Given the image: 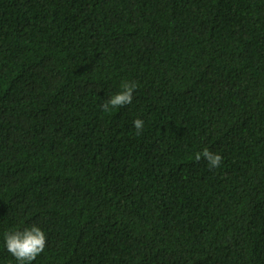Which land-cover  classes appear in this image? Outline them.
<instances>
[{
    "label": "trees",
    "instance_id": "obj_1",
    "mask_svg": "<svg viewBox=\"0 0 264 264\" xmlns=\"http://www.w3.org/2000/svg\"><path fill=\"white\" fill-rule=\"evenodd\" d=\"M33 224L31 264H264V0H0V264Z\"/></svg>",
    "mask_w": 264,
    "mask_h": 264
},
{
    "label": "clouds",
    "instance_id": "obj_2",
    "mask_svg": "<svg viewBox=\"0 0 264 264\" xmlns=\"http://www.w3.org/2000/svg\"><path fill=\"white\" fill-rule=\"evenodd\" d=\"M138 84L134 81H124L121 90L115 95H111L105 100L102 108L110 112L113 108L130 105L134 99V91ZM136 134L140 135L144 128L143 119L137 118L134 122ZM196 161L207 160L210 168H219L222 163V155L218 152L210 151L205 147L202 152H197ZM7 251L16 258L19 264H31L47 246V236L45 231L38 225L23 230L8 231L4 234Z\"/></svg>",
    "mask_w": 264,
    "mask_h": 264
}]
</instances>
